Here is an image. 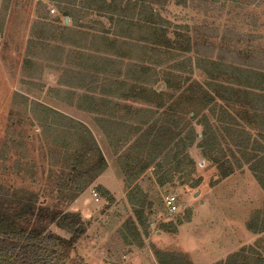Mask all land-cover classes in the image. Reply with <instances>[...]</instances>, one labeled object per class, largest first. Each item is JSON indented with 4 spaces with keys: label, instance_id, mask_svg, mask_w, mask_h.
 Here are the masks:
<instances>
[{
    "label": "rangeland",
    "instance_id": "374dc122",
    "mask_svg": "<svg viewBox=\"0 0 264 264\" xmlns=\"http://www.w3.org/2000/svg\"><path fill=\"white\" fill-rule=\"evenodd\" d=\"M65 1L0 0V194L37 195L38 204L80 215L86 233L74 256L86 264H226L241 253L264 261V163L230 151L248 144L220 134L218 123L220 107L237 116L243 108L187 103L198 86L213 93L211 81L227 83L211 73L250 72L242 81L264 74V0H148L169 33L191 41L186 53L161 56L146 53V32L134 24L108 30L104 21L103 30L94 11L80 6L66 23ZM102 31H110V44L97 42ZM116 37L126 39L114 45ZM178 101L179 113L166 120ZM243 117L237 120L249 136L264 141V116L252 127ZM161 118L182 130L177 142L149 134ZM77 122L89 129L107 168L66 202L65 193L54 194L63 185L57 178L70 188L69 155L89 140L77 136ZM210 128L216 138L207 146L223 150L237 168L224 180L203 155ZM50 230L71 237L56 225Z\"/></svg>",
    "mask_w": 264,
    "mask_h": 264
},
{
    "label": "trees",
    "instance_id": "16d2710c",
    "mask_svg": "<svg viewBox=\"0 0 264 264\" xmlns=\"http://www.w3.org/2000/svg\"><path fill=\"white\" fill-rule=\"evenodd\" d=\"M63 3L67 6L63 9V15L69 20H76V14L80 12L77 8L80 6L82 9L94 11V14L100 20L93 22L102 26L103 30L106 25H109L108 30H112L110 28H123L133 24V26L144 29L146 32L145 42L148 46L147 54L161 56L162 54L175 52L186 53L191 48L190 39L181 36L179 33H169L167 28L158 22L161 20V15L158 14L148 0H80V3L78 0H67ZM114 6L125 9L114 12L112 10ZM136 10H139L141 14L137 16ZM104 21L105 23L107 22L106 25L103 23ZM67 29L68 26L63 28V30ZM109 34L110 31H102L97 42L103 43V45L110 44L109 40L111 37ZM116 38L119 42L114 41V45L126 39ZM225 69L224 73L215 72L211 73V76L214 77L212 80L224 79L227 83L219 85L220 82L218 84L216 83L217 81H211L212 86L216 89L215 91L213 89V93L210 91L205 92L206 90L202 86H198L199 94L194 93L192 97H189L187 103H199L203 104L204 108L217 110L218 103L216 100H219L225 105L243 108L241 112L237 113L238 117L228 113L226 108L220 107L223 111L221 113L223 120L220 119L218 122L220 124V134L223 131L228 134L229 131L234 136L240 135L239 137L244 139L243 142L247 143L248 146L243 147L239 144H231L229 145L230 151L235 148L238 152H241L242 158H251L247 159V161L251 162L254 160L255 162L258 161L256 163H264V141L253 140L237 120L243 114L245 116L243 119H246L247 124L252 127L255 126L256 120L260 121L261 117L264 116V107H260L258 104L259 101L264 104V74L255 73L252 77L248 78L247 76L242 81L241 78L244 77V74L249 75L251 73L241 69ZM143 70L148 71L147 68ZM230 72H234L233 75ZM253 78L254 82L251 81ZM256 91H260L259 96H256ZM159 104V108L162 109L164 104ZM171 106L168 109L169 113L165 112V114H168L166 120L177 116L181 103L178 101ZM249 108H251V111L246 110ZM194 116L196 117V114ZM226 119L227 121H224ZM162 121L163 123H160V125L158 123L150 125L149 134L154 135L157 133V137H167L170 143L177 142L180 139L182 130L179 131V127H177L178 131H176L174 124ZM77 125L80 126L79 131L82 132L79 135H75L78 137L87 136L89 140L85 143L87 147L84 146L83 151L69 155V157L73 156L71 157L73 161H70V173H68L72 176L70 178L72 181L70 182L72 184L70 188L63 190L65 186H68V182L66 181V183L63 180V175L60 174L57 178L63 185L57 187L54 194L65 193L66 202H72L81 196L95 178L107 168L105 157L97 142L91 137L89 129L86 128V130L84 125L79 124V122L75 126ZM83 130L86 132H83ZM243 134L245 138H242ZM70 136L72 137L73 135L70 134ZM215 136L214 130L211 128L203 134L201 139L204 147L203 155L208 162L218 168L221 173V179L224 180L232 176L237 168L230 160V156L224 154L223 150L207 146L212 142L213 138H216ZM84 140H86L85 137ZM170 147L168 145V148ZM231 157L236 159L235 153ZM90 160H93V162L91 163ZM68 174L67 177L69 176ZM259 180L262 183V179L259 178ZM54 196L52 195L51 197ZM36 198L37 195L35 198H18L11 196L10 193L5 191L0 194V264H86L84 260L74 256L78 242L86 233L81 216L74 213H65L57 207L53 208L38 204ZM54 225L61 230L69 232L71 237L68 239L53 233L50 229ZM242 254H236L229 258L226 264H239V262L241 264H250L256 260H251L245 253ZM262 259L260 257L256 260L258 264H264ZM234 260H236L235 263L233 262Z\"/></svg>",
    "mask_w": 264,
    "mask_h": 264
},
{
    "label": "built area",
    "instance_id": "2783aa9c",
    "mask_svg": "<svg viewBox=\"0 0 264 264\" xmlns=\"http://www.w3.org/2000/svg\"><path fill=\"white\" fill-rule=\"evenodd\" d=\"M165 204L167 206V209L170 213H175L177 211L176 202L171 196H167L165 198Z\"/></svg>",
    "mask_w": 264,
    "mask_h": 264
},
{
    "label": "water",
    "instance_id": "95a60500",
    "mask_svg": "<svg viewBox=\"0 0 264 264\" xmlns=\"http://www.w3.org/2000/svg\"><path fill=\"white\" fill-rule=\"evenodd\" d=\"M65 22L68 23L69 22V19L66 18Z\"/></svg>",
    "mask_w": 264,
    "mask_h": 264
},
{
    "label": "crops",
    "instance_id": "0c3cea01",
    "mask_svg": "<svg viewBox=\"0 0 264 264\" xmlns=\"http://www.w3.org/2000/svg\"><path fill=\"white\" fill-rule=\"evenodd\" d=\"M101 149V148H100ZM104 155V154H103Z\"/></svg>",
    "mask_w": 264,
    "mask_h": 264
}]
</instances>
